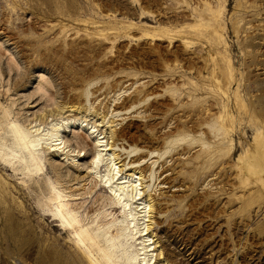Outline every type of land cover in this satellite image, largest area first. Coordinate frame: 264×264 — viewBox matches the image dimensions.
<instances>
[{
  "label": "rangeland",
  "instance_id": "374dc122",
  "mask_svg": "<svg viewBox=\"0 0 264 264\" xmlns=\"http://www.w3.org/2000/svg\"><path fill=\"white\" fill-rule=\"evenodd\" d=\"M11 123L43 142L58 127L67 151L41 143L31 172L25 151L0 158V264H86L52 186L114 235L111 189L137 175L140 195L120 193L154 206L152 264H264V0H0L8 148ZM107 144L116 176L109 152L90 171Z\"/></svg>",
  "mask_w": 264,
  "mask_h": 264
},
{
  "label": "bare ground",
  "instance_id": "6f19581e",
  "mask_svg": "<svg viewBox=\"0 0 264 264\" xmlns=\"http://www.w3.org/2000/svg\"><path fill=\"white\" fill-rule=\"evenodd\" d=\"M9 126L14 141L13 146L8 148L5 147V145H0V158L7 163H10L12 159L21 158L18 156V153L15 149L18 148L20 151L27 152L29 161H27L25 157H22L21 160L24 163V168L31 172V166L34 164H39V160L36 156V149L41 143L48 146L49 144L56 142L57 144H55L54 147L62 151H67V149H65L67 146H65L64 141L59 138L58 127H53L55 129L52 132H47L46 135L49 137V141L43 142L41 135L34 136L32 135V132L22 129L15 123H11ZM38 131L39 129H36L34 132L36 133ZM52 133H55V135L53 136ZM258 136L260 135L258 134ZM262 145V150L255 155L256 157L253 156L257 160H264V143H262ZM106 146L109 148H106V150L98 149L96 151V155H94L93 160L90 161L92 164L90 171L94 174L97 166L102 161V154L104 152H109V158L107 159L109 171L114 173L113 176H116L118 173H120L119 166H117L118 163L116 161V155L110 149V145L107 144ZM253 165L255 166V164ZM255 167H249L250 171L251 168L254 169ZM255 172L259 173V170H256L252 173L254 174ZM134 174L135 173L131 174L128 178L134 179ZM126 177L123 179H126ZM140 178V175H137L135 181L130 180L127 182V187L122 186L125 184L122 182L120 185L111 189L115 199L114 204H120L122 206L125 217L124 224L120 228L119 233H115L114 235L110 233L111 227L115 225L113 222L108 224L107 227L95 224L94 229L91 225L85 226L83 224L84 219L79 213L77 206H74L75 204L72 205V203H70L66 194L60 190H57L51 185L52 191L47 200L50 207L52 208V216L58 219L61 225L73 234L75 244L80 249L86 264H152V261L155 260V257L158 256L159 258H162V250H158V254L153 255V252L155 251L154 248H156L159 243L157 240H154L155 236L151 231V214L154 211L152 202L150 200L145 201L143 203L144 207L141 213L131 214L126 212L127 204L124 203L120 193L123 192L124 189L130 188L131 195L133 197L139 196L142 190ZM138 240H141L140 243H136ZM53 264H62V262L57 260Z\"/></svg>",
  "mask_w": 264,
  "mask_h": 264
}]
</instances>
